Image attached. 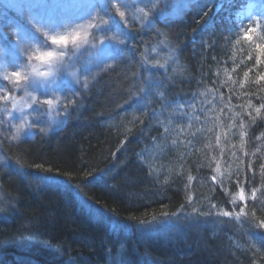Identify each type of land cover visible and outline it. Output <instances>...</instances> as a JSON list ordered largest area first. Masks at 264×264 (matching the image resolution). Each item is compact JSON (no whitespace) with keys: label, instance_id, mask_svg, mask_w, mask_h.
Listing matches in <instances>:
<instances>
[{"label":"trees","instance_id":"trees-1","mask_svg":"<svg viewBox=\"0 0 264 264\" xmlns=\"http://www.w3.org/2000/svg\"><path fill=\"white\" fill-rule=\"evenodd\" d=\"M248 1L124 24L61 124L0 140V264H264V65L228 39Z\"/></svg>","mask_w":264,"mask_h":264},{"label":"snow or ice","instance_id":"snow-or-ice-1","mask_svg":"<svg viewBox=\"0 0 264 264\" xmlns=\"http://www.w3.org/2000/svg\"><path fill=\"white\" fill-rule=\"evenodd\" d=\"M130 7L126 0H32L25 9L19 0L11 3L4 0L0 5V41H10L11 44L10 47L0 46V114L12 116L9 104L22 114L21 122L15 125L18 133L25 129H38L46 136L50 127L41 126L39 117L42 113L54 110L57 115L66 116L69 109L79 106L78 97L83 96V90L89 88L99 72L111 67L106 64V59H119L115 49L104 45L109 40L119 45L126 43L122 38L126 33L109 36L107 32L111 31L112 14H118L125 20ZM9 10L19 13L24 22L8 20L4 25ZM150 11L138 8L136 12L140 15L135 18L143 23ZM243 15L248 16L247 25L234 26L228 39L231 42V36L235 35L237 43L246 42L254 54L249 59H253L254 67L259 68L264 65V4L256 8L255 14L253 6L249 5ZM25 25L46 46L35 40ZM5 26L7 32L4 31ZM115 27L119 31V26ZM88 47L96 49L95 71L90 67H84L79 73L73 71L71 83L76 87L65 90L67 82L62 77L74 67V61L79 59L78 52ZM244 75L247 77L248 73ZM260 81H264V72L257 74L256 83ZM19 93H23L26 99L17 107L16 95ZM25 109L31 111L25 113ZM6 122L10 124L11 120L0 118V125ZM67 186L70 187V183ZM240 199L245 200L243 194ZM224 215L230 213L225 212ZM259 227L264 230V221Z\"/></svg>","mask_w":264,"mask_h":264},{"label":"rangeland","instance_id":"rangeland-1","mask_svg":"<svg viewBox=\"0 0 264 264\" xmlns=\"http://www.w3.org/2000/svg\"><path fill=\"white\" fill-rule=\"evenodd\" d=\"M193 1L194 0H126V2L131 7L126 11L125 20H122L118 14L113 13L111 16L112 24L109 26L111 28V31H108L107 34L111 36L114 33L118 35L125 33L123 26L126 22L127 24L138 22V21L141 22L139 19L135 18V16L140 15L138 12H136V9L138 8H143L146 11L148 9H151L147 20L143 22V23H147L149 22V19L151 18V16H153L154 14H160L168 18L181 17L190 8ZM3 2L4 0H0V5H2ZM8 2L11 3V2H14V0H8ZM19 2L25 6V9H27V7L32 3V0H19ZM258 2L259 0H249L248 4L237 12L236 16L239 19L246 18L247 15H243V13H246L248 11V6L252 5L254 8ZM153 5H155V7H153ZM8 20H11L13 22H20V23L24 22L23 18L15 10H9L7 12V17L3 21V24L7 25ZM116 25L119 26V31H117L115 27ZM25 29L32 35V37L35 40L40 42L42 46H46V45H43V41H41L38 36H36L34 33H31V30L27 28V25H25ZM4 31L5 32L8 31V28L6 26L4 27ZM122 38L125 39V36H122ZM10 44H11L10 41H0V46H3V47H10ZM104 46L112 47L113 49L116 50L115 54L118 55L119 44H116L115 42L109 40L105 42ZM95 52H96V49L93 47H88L87 50L78 52L79 59L74 61V67L69 68L68 72H66L64 76L62 77V80L67 82V86L65 90L70 89L72 87L73 88L76 87L74 84L71 83L72 81L71 73L73 71H76L77 73H79L83 70L84 67H90L95 71V64H96ZM18 59H22V58L18 57ZM115 61L106 59V64L112 67ZM109 68H106L105 70ZM102 72L103 71L99 72L98 75ZM24 99H26V97H24L23 93H19L16 95V100L18 102L17 107H19V105L23 103ZM9 109L12 111L11 117H6V116H3V114H0V118H3L5 121L11 120L10 124L6 122L3 125H0V140L1 141L11 142V141L18 140L19 138L30 137L33 135V133H35L36 130H38V129H30V130L25 129L18 133L15 125L21 122L22 114L19 111H17L16 108H13L11 104H9ZM29 111H31V109H25V113ZM211 115H214L212 113V110L211 112L208 113L207 116L210 117ZM64 117L65 115H57L54 110L45 111L44 113L40 115L39 122L41 126L50 127V130H51L57 127L59 124H61ZM29 119L31 120V117ZM189 119H192V117H189ZM3 162H4V159L0 154V164Z\"/></svg>","mask_w":264,"mask_h":264}]
</instances>
